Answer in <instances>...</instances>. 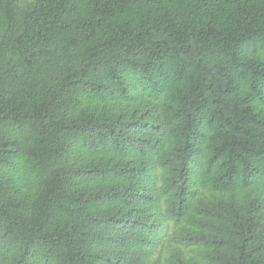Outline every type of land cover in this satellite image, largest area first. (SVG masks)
<instances>
[{
  "label": "trees",
  "instance_id": "trees-1",
  "mask_svg": "<svg viewBox=\"0 0 264 264\" xmlns=\"http://www.w3.org/2000/svg\"><path fill=\"white\" fill-rule=\"evenodd\" d=\"M0 264H264V0H0Z\"/></svg>",
  "mask_w": 264,
  "mask_h": 264
}]
</instances>
